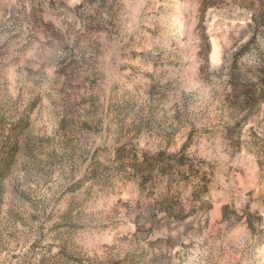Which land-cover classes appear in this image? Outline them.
I'll use <instances>...</instances> for the list:
<instances>
[{
	"label": "rangeland",
	"instance_id": "374dc122",
	"mask_svg": "<svg viewBox=\"0 0 264 264\" xmlns=\"http://www.w3.org/2000/svg\"><path fill=\"white\" fill-rule=\"evenodd\" d=\"M263 6L0 0V264H264Z\"/></svg>",
	"mask_w": 264,
	"mask_h": 264
},
{
	"label": "trees",
	"instance_id": "16d2710c",
	"mask_svg": "<svg viewBox=\"0 0 264 264\" xmlns=\"http://www.w3.org/2000/svg\"><path fill=\"white\" fill-rule=\"evenodd\" d=\"M262 14H264V6H263ZM256 20H257V19H256ZM257 26H259V23H258V25H256V28L259 29Z\"/></svg>",
	"mask_w": 264,
	"mask_h": 264
}]
</instances>
